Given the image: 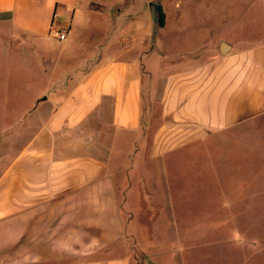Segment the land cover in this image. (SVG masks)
<instances>
[{"label":"crops","instance_id":"crops-1","mask_svg":"<svg viewBox=\"0 0 264 264\" xmlns=\"http://www.w3.org/2000/svg\"><path fill=\"white\" fill-rule=\"evenodd\" d=\"M77 2L0 0L3 71L11 68V35L43 40L57 53L79 51ZM59 4L73 7L63 40L50 33ZM257 35L205 33L189 47L183 38V51L169 39L157 66L137 60V36L119 44L107 37L102 55L46 82L12 128L2 96L9 118L0 135V264H133L122 247L123 164L114 165L112 155L129 146L125 158L136 156L141 143L162 155L264 116V32ZM1 84L8 88L9 78Z\"/></svg>","mask_w":264,"mask_h":264},{"label":"rangeland","instance_id":"rangeland-1","mask_svg":"<svg viewBox=\"0 0 264 264\" xmlns=\"http://www.w3.org/2000/svg\"><path fill=\"white\" fill-rule=\"evenodd\" d=\"M151 1L163 7V25L155 20ZM87 2H77L74 23L84 28L79 51L57 53L43 40L30 44L21 34L11 35L9 70L3 71L0 53V78L10 80L8 88H0V135L9 118L3 116L2 96L9 97L12 128L43 95L46 82L89 62L90 54L102 55L107 37L119 44L124 35L128 43L137 36V60L157 66L170 40L171 49L183 51V38L189 47L205 33L227 38L249 33L258 39L264 32V0H94L92 11ZM53 17L57 26L68 28L73 7L59 4ZM94 28L101 32L90 31ZM92 45H98L95 51ZM175 62L185 61L166 64ZM128 147L112 161L123 164L118 173L127 232L122 247L133 264H264V116L162 155H151L141 143L136 156L125 158Z\"/></svg>","mask_w":264,"mask_h":264},{"label":"built area","instance_id":"built-area-1","mask_svg":"<svg viewBox=\"0 0 264 264\" xmlns=\"http://www.w3.org/2000/svg\"><path fill=\"white\" fill-rule=\"evenodd\" d=\"M50 33L57 35L61 40L67 37V30L62 27L52 26L50 29Z\"/></svg>","mask_w":264,"mask_h":264},{"label":"trees","instance_id":"trees-1","mask_svg":"<svg viewBox=\"0 0 264 264\" xmlns=\"http://www.w3.org/2000/svg\"><path fill=\"white\" fill-rule=\"evenodd\" d=\"M153 4L155 5V9H157L158 12V16H159V25H163L165 22V13H164V9L162 7L161 4H156L153 2Z\"/></svg>","mask_w":264,"mask_h":264},{"label":"water","instance_id":"water-1","mask_svg":"<svg viewBox=\"0 0 264 264\" xmlns=\"http://www.w3.org/2000/svg\"><path fill=\"white\" fill-rule=\"evenodd\" d=\"M152 3H153V2H152ZM152 3H151V4H152ZM155 20H156L157 22H159V16H158L157 9H155ZM222 45H223V46H222V51L225 52L228 44H227V42L224 41Z\"/></svg>","mask_w":264,"mask_h":264}]
</instances>
